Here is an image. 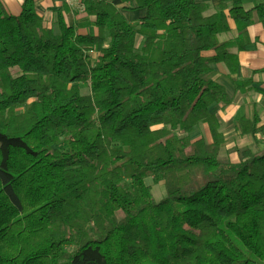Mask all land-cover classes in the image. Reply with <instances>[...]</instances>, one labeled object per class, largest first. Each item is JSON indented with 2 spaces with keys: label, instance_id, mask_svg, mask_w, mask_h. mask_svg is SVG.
<instances>
[{
  "label": "trees",
  "instance_id": "obj_1",
  "mask_svg": "<svg viewBox=\"0 0 264 264\" xmlns=\"http://www.w3.org/2000/svg\"><path fill=\"white\" fill-rule=\"evenodd\" d=\"M36 1L17 16L0 2V264H264V150L219 158L209 113L228 101L211 66L238 67L217 36L229 18L245 49L264 0H215L210 15L196 0H134L136 24L116 0H80L96 35L61 10L44 27ZM199 123L210 143L189 139ZM256 126L239 120L241 134Z\"/></svg>",
  "mask_w": 264,
  "mask_h": 264
},
{
  "label": "crops",
  "instance_id": "obj_2",
  "mask_svg": "<svg viewBox=\"0 0 264 264\" xmlns=\"http://www.w3.org/2000/svg\"><path fill=\"white\" fill-rule=\"evenodd\" d=\"M206 3L210 9L207 15L214 12L218 1L196 0ZM244 10L253 8L263 0H240ZM5 12L17 16L21 12L23 0H0ZM126 20L136 24L143 16L144 11L135 9V1H115ZM36 14L41 18L42 25L46 28H54L55 13L61 10L63 21L68 26H73L76 34H97V29L92 25L93 19L86 15L80 0H37L34 3ZM228 32L217 36L219 42L230 43L228 52L237 57L238 67L234 73H230L224 63H216L211 67L215 72L214 80L221 85L227 95V103L213 104L209 113L214 115L217 122V130L223 137L218 157L226 158L231 163H237L238 159L232 148L247 147L252 152L264 150V27L253 22L247 27L248 46L239 51L231 42L236 36L234 22L227 18ZM212 51L203 53L210 57ZM248 82L243 91L235 88L236 83ZM257 120L256 131L253 134H241L239 120ZM191 141L199 139L211 142V134L206 123L197 124L188 134Z\"/></svg>",
  "mask_w": 264,
  "mask_h": 264
},
{
  "label": "rangeland",
  "instance_id": "obj_3",
  "mask_svg": "<svg viewBox=\"0 0 264 264\" xmlns=\"http://www.w3.org/2000/svg\"><path fill=\"white\" fill-rule=\"evenodd\" d=\"M12 75L16 74L15 69L11 70ZM80 94H88V84H80ZM19 108L17 112L21 111ZM145 183L150 186L151 193L155 201H158L164 196V189L161 182H156L152 177L145 180Z\"/></svg>",
  "mask_w": 264,
  "mask_h": 264
}]
</instances>
